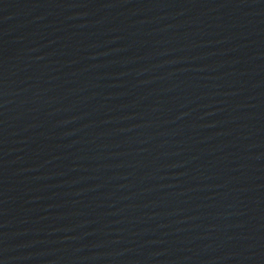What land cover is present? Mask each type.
Returning <instances> with one entry per match:
<instances>
[{"label":"water","instance_id":"1","mask_svg":"<svg viewBox=\"0 0 264 264\" xmlns=\"http://www.w3.org/2000/svg\"><path fill=\"white\" fill-rule=\"evenodd\" d=\"M0 264H264V0H0Z\"/></svg>","mask_w":264,"mask_h":264}]
</instances>
